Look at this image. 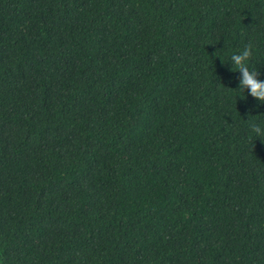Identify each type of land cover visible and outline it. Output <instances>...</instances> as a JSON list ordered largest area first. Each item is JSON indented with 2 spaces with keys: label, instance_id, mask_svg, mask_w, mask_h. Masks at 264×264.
I'll return each instance as SVG.
<instances>
[{
  "label": "trees",
  "instance_id": "trees-1",
  "mask_svg": "<svg viewBox=\"0 0 264 264\" xmlns=\"http://www.w3.org/2000/svg\"><path fill=\"white\" fill-rule=\"evenodd\" d=\"M247 44L264 0H0V264H264Z\"/></svg>",
  "mask_w": 264,
  "mask_h": 264
},
{
  "label": "clouds",
  "instance_id": "clouds-1",
  "mask_svg": "<svg viewBox=\"0 0 264 264\" xmlns=\"http://www.w3.org/2000/svg\"><path fill=\"white\" fill-rule=\"evenodd\" d=\"M252 55L253 47L251 44H247L238 52H233L228 55L227 58L228 62L232 65L231 71L240 73L239 83L235 89L238 90L235 101L237 97L246 99L245 91H247L248 96L258 101L255 108H259L264 105V79L260 78V73L257 68L251 66L250 60ZM250 117L245 122L249 127V135L254 140L257 138L261 140L264 138V118H257L258 115Z\"/></svg>",
  "mask_w": 264,
  "mask_h": 264
}]
</instances>
